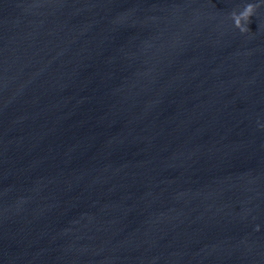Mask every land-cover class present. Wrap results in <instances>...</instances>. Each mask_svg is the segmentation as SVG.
I'll return each mask as SVG.
<instances>
[{
  "label": "water",
  "instance_id": "obj_1",
  "mask_svg": "<svg viewBox=\"0 0 264 264\" xmlns=\"http://www.w3.org/2000/svg\"><path fill=\"white\" fill-rule=\"evenodd\" d=\"M0 264H264V0H0Z\"/></svg>",
  "mask_w": 264,
  "mask_h": 264
},
{
  "label": "clouds",
  "instance_id": "obj_2",
  "mask_svg": "<svg viewBox=\"0 0 264 264\" xmlns=\"http://www.w3.org/2000/svg\"><path fill=\"white\" fill-rule=\"evenodd\" d=\"M259 5H254L248 3L245 5L242 11L231 13V19L233 20L234 27L237 28L241 33H246L249 31L250 18L253 17L256 7Z\"/></svg>",
  "mask_w": 264,
  "mask_h": 264
}]
</instances>
